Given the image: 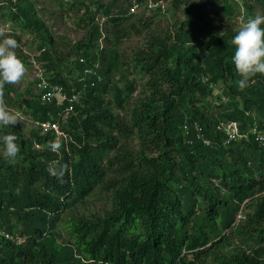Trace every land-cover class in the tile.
I'll list each match as a JSON object with an SVG mask.
<instances>
[{"label": "trees", "instance_id": "trees-1", "mask_svg": "<svg viewBox=\"0 0 264 264\" xmlns=\"http://www.w3.org/2000/svg\"><path fill=\"white\" fill-rule=\"evenodd\" d=\"M174 2L187 3L185 20L152 31L143 19L129 22L134 16L117 9V0H95L96 9L81 1L88 34L74 46L79 76L72 81L70 53L58 55L33 2L0 0V19L17 28L11 36L39 40L37 59L49 80L69 95L81 93L63 105L30 90L11 99L28 120L56 124L61 135L38 124L28 131L21 122L0 126V137L15 134L21 147L15 159L0 154V221L24 239L0 234V264H264V145L251 132H264V75L241 90L232 62L237 31L221 36L209 20L194 19L197 3ZM256 2L264 10V0ZM246 5L245 21L257 15ZM241 6L223 2L226 14L241 13ZM134 31L145 32L132 61L146 80L126 106L134 82L110 92L122 67L120 44ZM4 93H13L10 84ZM230 121L247 136L227 142L223 125ZM132 136L139 150L125 146ZM56 142L59 150L51 147ZM53 162L65 170L63 182L49 174ZM98 189L109 207L65 216ZM226 232L241 240L233 253L220 250Z\"/></svg>", "mask_w": 264, "mask_h": 264}, {"label": "rangeland", "instance_id": "rangeland-1", "mask_svg": "<svg viewBox=\"0 0 264 264\" xmlns=\"http://www.w3.org/2000/svg\"><path fill=\"white\" fill-rule=\"evenodd\" d=\"M37 10L39 16L43 21H45L52 37L55 40V48L58 55L70 53V56L66 60L67 65H71V68L67 70V75L69 79H77L79 76V70L72 63L76 58V54H73L74 46L85 39L88 34V28L85 27L84 22L80 20L84 13V9H81V1L91 5L92 9H96L94 5L95 0H31ZM105 5L111 3L112 0H99ZM175 0H117V9L127 11V14L134 16L129 19V22L136 20L138 23L139 19H143L151 25L152 31H166L173 30L174 25H179L181 21L185 20V10L187 3L176 4ZM188 2H195L197 6L191 8L193 11L194 19L199 23L202 21L209 20L213 27H218L220 33H228L229 31H238L240 27L241 20H245L244 15L248 11V6L244 7L245 0H239L241 3V13L226 14L223 9L224 0H186ZM250 5L255 6V14H264V10L258 5L256 0H249ZM202 21H201V20ZM105 20L101 18V23ZM0 28L6 30V35L11 36L12 30L17 29L10 22H5L0 19ZM158 28V29H157ZM18 31V30H17ZM145 32L141 35L134 31L128 38H125L119 47L120 61L122 67L118 72L115 73L113 85L111 88L110 95L114 96L115 85L119 87H126L128 84L134 82L137 86V90L134 94H127L126 96V106L129 105L131 101L139 97L143 93L144 82L146 77L141 73L137 72L134 67V62L132 61L133 53L135 50L143 44ZM16 39L15 37L11 36ZM2 39V38H0ZM17 40V39H16ZM18 45L22 48V53L15 49L16 54L19 59L25 64L27 72L23 80L18 84H10L13 93L11 95H5L6 104L21 113L17 108L16 104L13 102V98H16L18 94H23L27 90L37 93V85L35 81V65L33 59H36L39 55V50L37 48L39 40L34 38L30 34H21V40H17ZM101 48L105 46V41L103 38L100 40ZM72 53V54H71ZM69 70L71 73H69ZM221 90L216 88L215 95H220ZM16 96V97H15ZM13 99V100H11ZM112 108L118 112L116 104L112 105ZM120 111V110H119ZM127 110H123V115H125ZM22 114V113H21ZM23 120L22 124L26 131L37 127V124L30 121L22 114ZM47 129V128H46ZM61 135V132L58 131ZM126 147L132 150H139V140L134 136L130 137L126 142ZM3 143L0 141V154H3ZM108 195L103 194L99 189L89 197L88 200L78 204L70 211L65 213V216L71 215H90L93 213L102 212L104 207H109L110 202L108 200ZM59 230L65 232L64 227L60 225ZM224 234L225 241L220 246V250L226 253H233L236 251V245L241 241L237 236L231 234Z\"/></svg>", "mask_w": 264, "mask_h": 264}, {"label": "clouds", "instance_id": "clouds-1", "mask_svg": "<svg viewBox=\"0 0 264 264\" xmlns=\"http://www.w3.org/2000/svg\"><path fill=\"white\" fill-rule=\"evenodd\" d=\"M264 15L257 14L241 20L236 35L232 38L235 52L232 62L240 79L238 87L244 90L257 74L264 75ZM222 36V33H220ZM0 126L8 127L22 122V114L10 108L5 102L4 88L6 84L20 83L26 72L25 64L18 58L15 49L19 47L16 39L6 35V30L0 28ZM19 137L15 134H5L0 137L5 158L15 159L21 153L17 143ZM53 150H59L58 142L51 145ZM50 175L63 182L65 170L57 169L55 162L48 167Z\"/></svg>", "mask_w": 264, "mask_h": 264}, {"label": "built area", "instance_id": "built-area-1", "mask_svg": "<svg viewBox=\"0 0 264 264\" xmlns=\"http://www.w3.org/2000/svg\"><path fill=\"white\" fill-rule=\"evenodd\" d=\"M245 18V15H244ZM40 54V51H39ZM33 63L35 65V80L37 85V90L40 95V99L42 102H56L57 105H63L67 100L70 102H76L80 100L81 93L80 92H73L69 95L64 86L60 83L53 82L49 80L48 71L44 67L43 62L39 61L37 58L33 59ZM91 72L92 70H88ZM98 79L101 80L102 77L98 76ZM73 110V106L70 104L66 107L65 113H69ZM38 125H41L44 129L54 128L56 131H59V128L56 124H49V123H40L37 122ZM224 130L228 136L227 142L236 139L237 137L247 136L248 133H241L239 123L237 121H230L228 123H224L223 125ZM185 130H189V125L184 126ZM60 132V131H59ZM256 135V140L259 141L261 145H264V132L260 131L257 126H254L251 129ZM198 137L204 139V142L209 145L210 141L205 139L201 133H198ZM192 142V141H191ZM0 234L7 239L16 240L18 243L22 242L24 239L15 236L11 232L4 229L2 226V222L0 221Z\"/></svg>", "mask_w": 264, "mask_h": 264}]
</instances>
